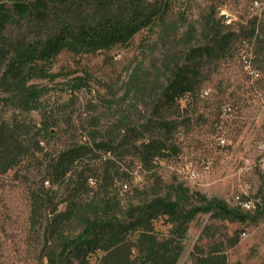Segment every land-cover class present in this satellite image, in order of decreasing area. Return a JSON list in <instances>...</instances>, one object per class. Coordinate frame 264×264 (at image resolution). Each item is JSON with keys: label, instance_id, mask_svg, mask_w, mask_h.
<instances>
[{"label": "trees", "instance_id": "obj_1", "mask_svg": "<svg viewBox=\"0 0 264 264\" xmlns=\"http://www.w3.org/2000/svg\"><path fill=\"white\" fill-rule=\"evenodd\" d=\"M177 1L0 0V174L46 158L41 186L29 197L40 264H178L197 215L239 224L263 216L264 208L244 213L183 185L166 187L160 178L162 164L181 154L178 134L191 127L181 103L197 98L207 73L245 48L253 70H264L261 16L232 30L212 12L197 26L173 14ZM155 28L176 51L137 65L120 87H108L80 141L48 155L45 146L61 119L45 108L52 89L44 83L61 78L53 72L58 57L128 47ZM68 86L76 93L88 83L77 78ZM136 165L150 185L133 186ZM190 259L227 264L223 243L195 247Z\"/></svg>", "mask_w": 264, "mask_h": 264}, {"label": "rangeland", "instance_id": "obj_2", "mask_svg": "<svg viewBox=\"0 0 264 264\" xmlns=\"http://www.w3.org/2000/svg\"><path fill=\"white\" fill-rule=\"evenodd\" d=\"M212 12L238 30L249 27L256 16L264 22V0H178L173 7V14L181 13L197 26ZM159 35L155 28L136 35L128 47L97 55L64 52L58 57L53 72L61 78L44 83L52 89L44 100L45 108L61 119L59 128L53 130L55 139L45 146L48 155L55 157L80 141V129L87 126L94 109L100 113V95L108 87H120L137 65L146 66L161 60L167 50L176 51L161 43ZM251 59L245 48L233 59L220 62L207 73L197 98L181 103L192 123L177 136L179 158L163 163L159 171L166 187L183 185L231 209L238 208L236 198L264 208V70L254 71ZM77 78L88 83V88L72 93L68 85ZM30 117L36 123L41 120L39 113ZM45 159L39 155L37 160L28 159L19 168L0 174V264L41 263V241L30 232L28 219L30 193L41 186ZM133 177L134 187L150 185L138 165ZM157 228L166 231L162 223ZM237 238L238 245L229 248ZM216 243L224 244L227 264H264V214L244 224L197 215L178 264H192L195 247L207 249Z\"/></svg>", "mask_w": 264, "mask_h": 264}, {"label": "built area", "instance_id": "obj_3", "mask_svg": "<svg viewBox=\"0 0 264 264\" xmlns=\"http://www.w3.org/2000/svg\"><path fill=\"white\" fill-rule=\"evenodd\" d=\"M225 112L226 113H230L231 109L230 108H225ZM235 203H237V206L244 212V213H248V214H254L258 208L260 207V205L257 204H253L249 201H242L240 198H236L235 199ZM242 237H247L246 233L242 234Z\"/></svg>", "mask_w": 264, "mask_h": 264}]
</instances>
